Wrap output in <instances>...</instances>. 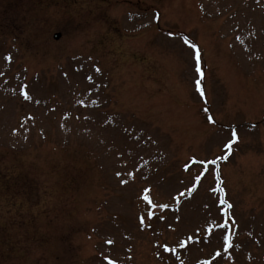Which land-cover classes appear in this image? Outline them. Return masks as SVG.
Returning <instances> with one entry per match:
<instances>
[{"label":"rangeland","instance_id":"rangeland-1","mask_svg":"<svg viewBox=\"0 0 264 264\" xmlns=\"http://www.w3.org/2000/svg\"><path fill=\"white\" fill-rule=\"evenodd\" d=\"M113 262L264 264V0H0V264Z\"/></svg>","mask_w":264,"mask_h":264},{"label":"snow or ice","instance_id":"snow-or-ice-1","mask_svg":"<svg viewBox=\"0 0 264 264\" xmlns=\"http://www.w3.org/2000/svg\"><path fill=\"white\" fill-rule=\"evenodd\" d=\"M189 43H191V42L189 41ZM192 47L196 49L195 59H194V69H195V72L200 77V78L194 79V85L199 90V92L203 95L204 94V87H203V84H202V78L204 77V70H203V68L201 66V63H200L199 49L194 44L192 45ZM10 58L11 57H9V59ZM25 96H27V93H25ZM209 119H211V117H209ZM233 135H236V133L233 132ZM231 145H232V141L230 140L228 142V144L226 145V147L231 148ZM218 159H226V157H220ZM210 163L214 166L217 163V160H213ZM221 203H227V201H221ZM164 207H167V205H164ZM229 207H231V206L229 205ZM228 239H230V237H228ZM217 255H219V253H217ZM113 264H115V262H113Z\"/></svg>","mask_w":264,"mask_h":264}]
</instances>
